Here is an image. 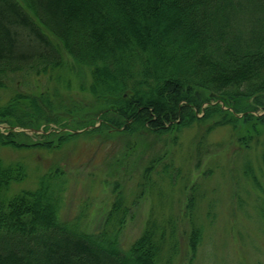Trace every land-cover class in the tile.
Wrapping results in <instances>:
<instances>
[{"label":"trees","instance_id":"trees-1","mask_svg":"<svg viewBox=\"0 0 264 264\" xmlns=\"http://www.w3.org/2000/svg\"><path fill=\"white\" fill-rule=\"evenodd\" d=\"M65 66L87 95L82 106L70 107ZM14 74L46 76L48 83L15 91L0 106V147L51 150L80 135L112 133L171 134L176 141L181 129L209 122L207 132L214 125L248 126L238 138L246 145L264 126V113H255L264 111V0H0V88ZM14 127L41 129L32 135L43 140L27 142L30 135ZM163 157H152L143 176L157 161L173 182L174 167ZM261 165L264 171V148ZM26 177L19 161L0 158V264H171L176 243L151 221L121 246L129 209L121 195L103 227L84 232L59 218L63 168L5 195ZM194 206L190 195L187 264L202 238ZM259 212L264 218V202Z\"/></svg>","mask_w":264,"mask_h":264},{"label":"rangeland","instance_id":"rangeland-1","mask_svg":"<svg viewBox=\"0 0 264 264\" xmlns=\"http://www.w3.org/2000/svg\"><path fill=\"white\" fill-rule=\"evenodd\" d=\"M60 73L70 80V107L82 106L87 95L78 88L76 71L65 66ZM7 78V87L0 88V106L15 91L41 90L48 83L46 76L14 74ZM62 84L65 91L68 83ZM211 124L185 127L176 141L171 134L143 138L112 133L97 139L80 135L51 150L0 147L5 163L19 161L27 169L25 180L10 183L5 195L32 188L38 174L61 167L67 181L60 220L84 232L96 231L103 227L119 194L129 208L124 211L121 246L127 247L151 221L163 229L168 242L176 243L171 264H187L191 221L185 204L192 195L195 206L191 217L201 227L202 238L191 264H264V218L259 212L264 202V126L244 145L246 139L238 138L248 126L214 125L207 132ZM4 129L0 124V130ZM26 139L34 143L43 137L30 135ZM158 154L164 155L161 162L172 163L173 182L159 173L157 161L151 175L143 176L144 166Z\"/></svg>","mask_w":264,"mask_h":264},{"label":"water","instance_id":"water-1","mask_svg":"<svg viewBox=\"0 0 264 264\" xmlns=\"http://www.w3.org/2000/svg\"><path fill=\"white\" fill-rule=\"evenodd\" d=\"M29 131H34V130L30 129Z\"/></svg>","mask_w":264,"mask_h":264}]
</instances>
